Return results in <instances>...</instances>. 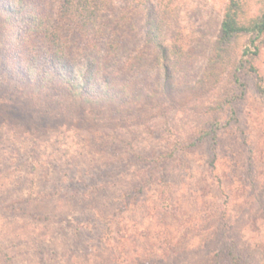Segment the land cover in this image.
Wrapping results in <instances>:
<instances>
[{
	"label": "rangeland",
	"instance_id": "rangeland-1",
	"mask_svg": "<svg viewBox=\"0 0 264 264\" xmlns=\"http://www.w3.org/2000/svg\"><path fill=\"white\" fill-rule=\"evenodd\" d=\"M139 1L109 5L129 22L115 58L135 72L126 100L87 105L56 82L33 93L0 51V264H229L230 241L264 264V36L218 55L227 0ZM236 1L241 24L264 11V0ZM156 11L167 74L144 45ZM252 41L254 74L243 55Z\"/></svg>",
	"mask_w": 264,
	"mask_h": 264
},
{
	"label": "trees",
	"instance_id": "trees-1",
	"mask_svg": "<svg viewBox=\"0 0 264 264\" xmlns=\"http://www.w3.org/2000/svg\"><path fill=\"white\" fill-rule=\"evenodd\" d=\"M139 2L142 6L144 1ZM110 3L111 0H58L54 10L50 0H0V51L17 82L33 93L45 91L56 82L62 91L87 105L132 97L136 78L135 72L131 73V59L121 66L115 59L126 46L129 22L126 13H110ZM156 12L147 14L144 21V45L157 53L160 69L167 74L169 50L164 39L165 20L163 12ZM237 12V1L227 0L215 42L214 51L218 55L232 39L249 36L256 41L264 36V11L246 24L238 22ZM250 46L253 51L246 47L243 55L247 57L246 70L254 74L252 58L260 50L253 41ZM231 78L236 85L244 87L238 76L232 74ZM257 92L264 100V89L258 86ZM243 96L241 92L232 100L238 103ZM138 97L144 98V95ZM27 103L31 104L29 98ZM26 104L21 102L25 109ZM213 179L217 186L221 185L219 177ZM136 192L126 194L125 198L137 199ZM160 206L166 213L172 208L166 188L160 191ZM259 238L264 242L263 235ZM252 239L249 237L248 242ZM231 242L221 250L230 259L229 264H248L250 249L247 253L238 252Z\"/></svg>",
	"mask_w": 264,
	"mask_h": 264
}]
</instances>
